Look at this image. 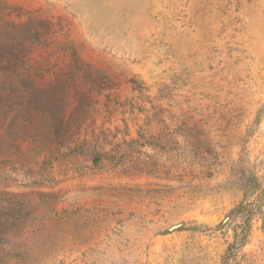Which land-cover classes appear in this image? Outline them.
Listing matches in <instances>:
<instances>
[{"label": "rangeland", "instance_id": "rangeland-1", "mask_svg": "<svg viewBox=\"0 0 264 264\" xmlns=\"http://www.w3.org/2000/svg\"><path fill=\"white\" fill-rule=\"evenodd\" d=\"M0 264H264V0H0Z\"/></svg>", "mask_w": 264, "mask_h": 264}]
</instances>
